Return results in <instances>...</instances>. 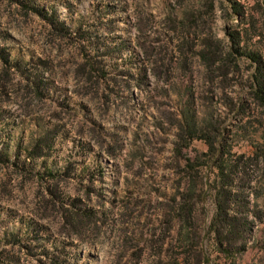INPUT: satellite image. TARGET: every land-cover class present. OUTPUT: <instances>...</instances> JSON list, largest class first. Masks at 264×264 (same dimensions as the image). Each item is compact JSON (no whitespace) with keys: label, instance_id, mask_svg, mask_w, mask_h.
Instances as JSON below:
<instances>
[{"label":"rangeland","instance_id":"rangeland-1","mask_svg":"<svg viewBox=\"0 0 264 264\" xmlns=\"http://www.w3.org/2000/svg\"><path fill=\"white\" fill-rule=\"evenodd\" d=\"M29 1L47 11L53 9L58 19L70 27L81 15L88 33L100 39L109 38L106 40L108 46L123 43L125 47L113 57L102 58L104 67L119 84L105 100L99 95L100 91L96 95L93 90L87 92L80 88V80L74 76L79 56L72 41L51 34L40 17L26 12L16 1L0 0V50L6 52L9 59L28 63V70L34 67L37 59L43 60L46 64L43 77L51 83L44 95H34L17 73L4 72L0 60V145L5 142L12 146L17 140L24 144L29 138H38L41 132L50 134L51 149L44 158L48 163L54 161L57 168L69 166L67 175L60 181V191L78 198H83L82 193L86 192L87 206L99 211L94 231L89 230L79 237L67 236L60 229L55 211L36 209L38 200L45 197L42 187L0 165V233L4 229L15 232L23 220L32 219L48 229L50 237L41 241L42 244L67 264H159V261L169 264L163 250L173 239L178 225L174 221L169 223L166 244L159 251V202L178 187V170L182 163L176 164L171 159V134L159 135V112L173 105L181 83L175 73L166 80L157 78L152 71L151 59L138 45L159 46L166 39L161 26L163 18L169 12L173 15L181 13L188 0ZM236 1L246 10L254 3V0ZM136 18H140V24L145 26L142 35L137 33ZM212 20L211 28L219 38L224 37V27L238 24V17L234 15L226 19L217 2L213 6ZM252 21L256 31L247 47L258 49L264 59V37L259 36L261 32L264 34V28L258 13L252 12ZM115 67L117 71H113ZM119 70L126 73L119 75ZM191 70L193 91L201 93L204 88L200 69L192 63ZM138 71L145 74L139 87L134 81ZM217 98L215 94L210 106L223 119L222 125L230 127L233 118L230 115L224 117ZM88 118L101 125L105 133H116L119 149L114 155L107 156L88 137ZM260 133V129L250 127L246 139L239 140L232 151L240 153L247 141L259 142ZM191 147L203 149L198 142H192ZM98 151L99 166L92 159ZM203 176L208 185L212 173L205 170ZM249 186L255 194L248 199L261 212V223L254 226L253 237L261 240L260 230L264 233V178L251 175ZM123 202L134 205L128 213H121ZM199 211L202 249L204 224L213 211L208 188ZM38 237L30 239L38 240ZM60 242L70 244L63 247ZM149 242L152 243L147 244ZM52 244L61 245L63 251L59 247L51 249ZM208 244L207 235V251ZM247 245V250L238 259L239 264H264V251L259 246L251 247L250 241ZM173 252V249L169 251ZM17 253L20 261L27 264L45 261L40 259L38 263L37 256Z\"/></svg>","mask_w":264,"mask_h":264},{"label":"trees","instance_id":"trees-1","mask_svg":"<svg viewBox=\"0 0 264 264\" xmlns=\"http://www.w3.org/2000/svg\"><path fill=\"white\" fill-rule=\"evenodd\" d=\"M14 1L26 12L40 17L51 34L74 43L79 56L74 76L80 80V88L87 92L93 90L96 95L100 91L99 95L108 100L119 84L104 67L102 58L113 57L125 44L108 46L106 40L109 38L91 35L81 15L70 27L58 19L53 9L47 11L29 0ZM216 2L226 19L231 15L238 17L235 27H224L221 38L211 28ZM252 12L258 13L264 28V0H254L248 10L236 0H188L181 13L173 15L169 12L163 18L161 26L166 39L159 46L138 45L151 59L152 71L157 78L166 80L175 73L181 83L173 105L159 112V135L171 134V159L176 164L182 163L178 170V187L159 202V251L166 244L169 223L174 221L178 225L173 239L163 250L169 264H239L238 259L247 250L249 241L251 247L259 246L264 251V233L260 230L261 240L253 237L254 226L261 223V212L248 199L255 194L249 186L251 175L264 178V59L258 49L247 47L256 31ZM136 25L137 33L142 35L145 26L140 24V18H136ZM259 36L262 38L264 34L261 32ZM0 60L4 72L17 73L32 94L42 96L51 88L49 79L43 77V69L46 70L43 60L37 59L33 70L26 69L28 63L9 59L3 50H0ZM192 63L200 69L204 94L193 91ZM113 71H117L116 67ZM118 73L121 75L126 71L119 70ZM144 80V72L138 71L135 85L139 87ZM215 94L224 117L230 115L233 118L230 127L222 125L223 119L210 106ZM63 105L66 107L67 104ZM87 121L90 125L88 137L107 156L114 155L119 149L116 133H105L101 125L89 118ZM250 127L260 129V141H247L240 153L233 152L236 143L246 139ZM51 142L52 138L46 132H41L36 139L29 138L24 144L19 140L12 146L4 142L0 145V165L39 184L45 197L38 200L36 209H52L58 214L63 233L79 237L89 230L94 231L99 211L87 206L86 192L82 193L83 198H78L60 191V181L67 175L69 166L57 168L54 161L47 162L44 157L51 149ZM192 142L200 143L203 149L192 148ZM92 159L100 165L99 151ZM205 170L212 173L208 185L203 176ZM207 188L213 211L204 224L201 249L199 204L204 202ZM133 206L123 202L121 213H128ZM47 230L45 225L32 219L23 220L15 232L4 229L0 233V264H27L20 261L17 251L39 257L38 263L45 259L43 264H67L42 244L50 237ZM37 236L38 240L30 239ZM60 243L63 247L70 244ZM122 243L124 247L126 242ZM58 247L63 251L61 245ZM58 247L52 244L51 249ZM172 249L173 254L169 253ZM24 259L27 261L26 257Z\"/></svg>","mask_w":264,"mask_h":264}]
</instances>
